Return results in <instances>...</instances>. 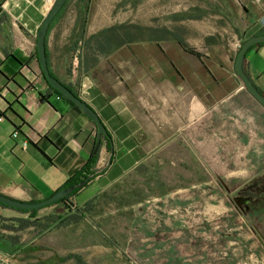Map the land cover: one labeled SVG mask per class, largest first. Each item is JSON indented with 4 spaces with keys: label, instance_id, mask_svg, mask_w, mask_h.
Instances as JSON below:
<instances>
[{
    "label": "crops",
    "instance_id": "crops-1",
    "mask_svg": "<svg viewBox=\"0 0 264 264\" xmlns=\"http://www.w3.org/2000/svg\"><path fill=\"white\" fill-rule=\"evenodd\" d=\"M236 1L243 4L247 22L235 50L238 43L264 33V0ZM52 2L0 0V194L21 201L51 196L84 165L96 139L94 122L81 108L57 99L42 76L36 34ZM81 6L71 27L59 24L63 11L52 21L47 64L97 111L111 137L112 153L101 139L100 172L68 204L79 208L93 203L176 137L195 146L211 145V162L252 160L263 167L264 106L237 76L233 53L199 58L177 41L166 40L147 43L144 57L137 59L130 43L120 46L112 36L81 28ZM243 69L264 94V42L246 51ZM14 129L17 137L11 136ZM206 129L211 135H204ZM197 152L203 154L199 148ZM58 204L65 208L59 202L39 210ZM60 212L58 216L71 213Z\"/></svg>",
    "mask_w": 264,
    "mask_h": 264
},
{
    "label": "rangeland",
    "instance_id": "rangeland-1",
    "mask_svg": "<svg viewBox=\"0 0 264 264\" xmlns=\"http://www.w3.org/2000/svg\"><path fill=\"white\" fill-rule=\"evenodd\" d=\"M80 1H68L61 26L76 23ZM87 3L88 34L102 32L120 46L130 43L137 59L144 57L147 43L178 37L183 50L199 58L233 53L235 61L239 47L234 45L247 22L236 0ZM126 51L122 47L120 56ZM208 134L211 130H204ZM171 141L96 197L85 220L56 224L66 209L58 204L38 210L35 226L14 230L20 227L16 219L28 216L2 206L3 217L15 211L17 216L0 232L19 235L23 247L12 254L0 251V257L11 264H75L61 259L68 253L93 264H264V165L211 162V145L195 146L185 137Z\"/></svg>",
    "mask_w": 264,
    "mask_h": 264
},
{
    "label": "water",
    "instance_id": "water-1",
    "mask_svg": "<svg viewBox=\"0 0 264 264\" xmlns=\"http://www.w3.org/2000/svg\"><path fill=\"white\" fill-rule=\"evenodd\" d=\"M66 1L67 0H53L49 10L44 16V19L42 23L40 24L39 29L36 34L37 57H38V61L41 67V72L43 74V77L47 81V83L51 87H53L55 90H57L60 94H62L64 97H66L67 99L72 101L74 104H76L79 108H81L88 115V117L94 122L96 126V139L94 143V150H95L100 145L102 135L107 133V128L105 124L101 120L97 111L91 105H89L85 100H83L79 95H77L74 91H72L67 85H65L57 77L51 74L48 64H47V55H46L47 32H48V29L52 21L57 16V14L61 10V8L64 6ZM262 42H264V33L250 36L249 38L244 40L238 49L234 68H235V72L237 76L243 83L244 87L264 106V94L257 89L253 81L250 79V77L247 75V73L243 69V61L245 58L246 51L251 46L258 44V43H262ZM109 163L110 162L108 161V164ZM95 174L96 172L94 174L88 175L83 180L75 184L60 188L57 191H55L51 196L45 199H42L40 201H21V200H17V199L5 196L3 194H0V204H3L5 206H8L14 209H20V210L38 209L43 206L58 202L62 198L69 196L75 188H81L82 186L87 184L88 181L95 176ZM0 264H11V263H9L8 261L0 257Z\"/></svg>",
    "mask_w": 264,
    "mask_h": 264
},
{
    "label": "trees",
    "instance_id": "trees-1",
    "mask_svg": "<svg viewBox=\"0 0 264 264\" xmlns=\"http://www.w3.org/2000/svg\"><path fill=\"white\" fill-rule=\"evenodd\" d=\"M69 0L66 1V3L64 4V6L61 8V10L59 11V13L57 14L56 18L59 16V14L64 10V8L66 7L67 3H68ZM88 0H85V3H84V7H83V11L80 13V17L82 20L80 22V26L81 28L85 27V23H86V12L88 10ZM55 20V19H54ZM51 26V25H50ZM175 39L180 43L182 44L183 47L186 48V45L182 43L181 39L178 38V37H175ZM52 74V73H51ZM53 75V74H52ZM43 76V74H42ZM43 79L45 80V78L43 77ZM45 82L47 83V81L45 80ZM48 84V83H47ZM65 84V83H64ZM67 85L72 91H74L72 89V87L69 85V84H65ZM48 86L50 87V89L56 93L57 95H59L61 98H64L65 100H67L69 103H71L72 105H74L75 107L79 108L76 104H74L72 101H70L69 99H67L66 97H64L62 94H60L57 90H55L53 87H51L49 84ZM75 92V91H74ZM76 93V92H75ZM77 94V93H76ZM101 139L105 140L106 141V145H107V148L109 150H111V137L107 131L106 134L102 135ZM112 152V150H111ZM98 156H99V147L97 149H93L92 153L90 154L89 158L86 160V162L84 163V165L79 169V171L73 175L72 177L68 178L65 183L60 187V188H63L65 186H68V185H72V184H75L81 180H83L85 177H87L88 175H91V174H94L96 172V164H97V160H98ZM112 160V158L110 159ZM104 170V169H103ZM85 186V185H84ZM83 187V186H82ZM81 187V188H82ZM59 188V189H60ZM81 188H75L71 194L69 196H66L64 198H62L60 201L58 202H55V203H52V204H49V205H53V204H56V203H59V202H62L65 206H66V209L69 210L71 213L70 214H65L64 216H58L57 217V222L56 224H63V225H70V224H73V223H76L80 220H85L87 217H88V214H90V211L92 209L93 206H91V203H85V205L83 207H75L72 203H69L68 204V198L72 195H74L79 189ZM1 206H4V207H8V206H5L3 204H0ZM49 205H46V206H49ZM46 206H43V207H46ZM42 208V207H41ZM40 208L38 209H33V210H20V209H16L17 211H20L22 213H26L27 216H28V219H23V218H18L16 219L17 223H18V226H20L19 228L17 229H14V230H18L20 228H25L27 227L28 225H32L35 226V223H38V219L37 221H34V219L36 220L35 218V213L39 210ZM12 220L11 218H6V217H3V216H0V229H3V228H8L10 227V225H7L5 222L7 220ZM49 218L45 217L44 221L48 220ZM32 222H35V223H32ZM50 222H53V220H50ZM51 226V224H49V227ZM21 244V245H20ZM23 247V243L19 242V235H4L3 233L0 232V251H3V252H6V253H9V254H12L18 250H21ZM61 259L63 261H68L70 259H73L74 260V263L75 264H93V263H90L88 261H86L83 256L79 253H68L66 254L65 256L61 257Z\"/></svg>",
    "mask_w": 264,
    "mask_h": 264
},
{
    "label": "built area",
    "instance_id": "built-area-1",
    "mask_svg": "<svg viewBox=\"0 0 264 264\" xmlns=\"http://www.w3.org/2000/svg\"><path fill=\"white\" fill-rule=\"evenodd\" d=\"M240 44H241V43H238V46H237V47H240ZM56 98H57V99H60L61 97H60L59 95H56ZM1 119H2V117L0 116V120H1ZM18 133H19L18 130H17V129H14L13 132L11 133V136H12V137H17V136H18ZM26 144H27V141L24 140V141H23V145L25 146Z\"/></svg>",
    "mask_w": 264,
    "mask_h": 264
}]
</instances>
